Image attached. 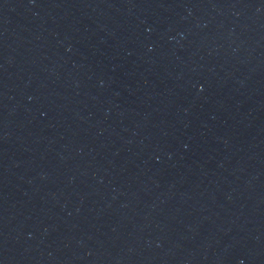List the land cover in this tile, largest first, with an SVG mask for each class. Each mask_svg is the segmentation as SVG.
Returning <instances> with one entry per match:
<instances>
[{
    "label": "water",
    "instance_id": "1",
    "mask_svg": "<svg viewBox=\"0 0 264 264\" xmlns=\"http://www.w3.org/2000/svg\"><path fill=\"white\" fill-rule=\"evenodd\" d=\"M0 264H264V0H0Z\"/></svg>",
    "mask_w": 264,
    "mask_h": 264
}]
</instances>
